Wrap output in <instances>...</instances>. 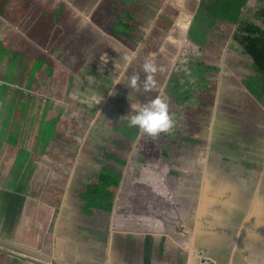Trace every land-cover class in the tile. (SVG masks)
<instances>
[{
  "label": "crops",
  "instance_id": "obj_1",
  "mask_svg": "<svg viewBox=\"0 0 264 264\" xmlns=\"http://www.w3.org/2000/svg\"><path fill=\"white\" fill-rule=\"evenodd\" d=\"M152 1L159 10L153 23H166L171 28V38L175 39L178 32L184 36L182 44L178 38L175 44L170 41L173 48L183 47L184 51L180 50L179 60H174L170 67L163 65L158 95L166 97L169 108L174 109L173 117L180 121L186 113L201 114V110L205 113L206 104L214 103L216 107L219 101L216 100L219 93L208 89L212 78L217 72L226 71L220 60L217 63L209 60L211 50H206L209 39L202 50L188 35L202 2ZM231 1H224L211 27L212 33L220 21L225 22V10ZM122 3L129 15L123 12L115 24L123 30L105 29L100 23L102 15ZM137 7L143 9L142 23L149 22L151 8L147 0H0V241L12 242L18 251L21 248L14 246L27 249L28 258H23L20 264H145L148 237L152 239L150 264H214L213 261L217 263L214 255H220L229 264L234 262L232 255L227 261L223 250L213 249L227 246L228 242L221 241L212 228L203 230L204 223H200V219L208 220L211 215L216 221L223 220L222 209L196 205L191 200L189 206L180 208L177 217L174 216L175 222L166 223L155 211L157 208L150 205L163 198L159 191L153 190L158 187L138 191L143 205L134 208L136 195L133 186L124 185L127 176L123 173L114 188L111 210L86 204L83 194L87 186L99 182L97 173L104 168L118 171L124 161L109 151L112 146L116 149L119 142L112 138L105 139L107 143L103 141L108 137L97 113L101 115L98 112L103 99L101 90L105 85L114 87L111 82H117L127 52L132 55L140 42L146 44L142 42L146 39L143 32L130 30L133 20L129 17ZM65 22L72 24L70 34L82 40L77 51L63 46L59 52V46L54 47L51 41L50 34ZM164 46L166 57L177 51L169 49V44ZM190 46L198 47L201 61L210 69L200 73L205 85L193 89L195 94L179 104L166 86L173 73L187 70ZM244 73L236 69L230 74L236 81L233 95L236 99L242 94L257 97L245 85L254 71ZM208 97H211L209 104ZM126 106L121 107L122 114L128 109ZM122 118L124 131L117 133L120 127L115 123L108 134L125 135L124 139L129 141L127 134H132L134 127L128 125L125 114ZM177 128L191 129L187 124H177ZM88 138H93L92 142H87ZM231 214L234 212L229 216L226 213L225 220L232 218ZM255 234L252 236L257 238V247L251 252L250 261L257 264L260 258L255 259L256 255L264 264V231ZM230 244H236V240L232 239Z\"/></svg>",
  "mask_w": 264,
  "mask_h": 264
},
{
  "label": "rangeland",
  "instance_id": "obj_2",
  "mask_svg": "<svg viewBox=\"0 0 264 264\" xmlns=\"http://www.w3.org/2000/svg\"><path fill=\"white\" fill-rule=\"evenodd\" d=\"M202 1L198 0L200 3ZM256 3L257 0L231 1L225 10L227 12L225 22L220 21L219 27L213 33V29L210 30L208 39L211 43L209 42L206 47V50H211L209 60L215 61V63L220 60L225 65L224 70L226 71L221 74L217 72L210 83V89L219 93L216 98L219 103H215L216 107H214V103L212 106L206 104L203 107V109L207 108L205 113L202 111L201 114L186 113L187 117L185 116V119L181 121L174 118L172 129L155 137L138 132L134 127L133 133L127 134L130 137L127 141L124 139L125 135L117 136L108 134V132L113 130L115 123L120 127L119 131L116 130L117 133L124 131L123 114L126 116L130 112H135L138 107L158 95L161 90L163 65L170 67L174 60H179L180 50L184 51L183 47V49L179 46L173 48L174 45L170 42L172 40L175 44L180 39L178 43L182 44L184 36L178 32L175 34L178 40L171 38V28L166 23L163 24L164 26L153 23L159 10L153 5L152 0H147V4L151 8L148 12L150 16L149 19L145 14L143 16L149 22L142 23L143 9L139 7L134 10L133 16L129 17L130 20H133L130 30L143 32L146 39L143 38L142 42L146 44L144 45L140 42L141 40L137 39L140 43L139 48L133 49L135 53L128 54L127 50L126 62L121 68L119 77H116L117 82L115 83L114 80L111 82H114V87L105 85L106 87L104 86V89L101 90L103 94L100 96L103 99L99 103L98 111L101 115L97 113L100 125L106 128L103 129V132L107 133L105 135L108 137L103 138V141L107 143L105 139L112 138L120 144L116 149L112 146L109 151L124 160L118 166V171L127 176L124 185L130 188L133 186L134 195H136L133 197V207L140 208L143 205L138 191L146 192L148 188L158 187V190H153L159 191L164 200L160 198L161 200H155L150 205L157 208L155 211L162 216L161 218L166 223L175 222L174 216L177 217V213L181 211L180 208L189 206L191 200H195L196 205L222 209L223 220L216 221L211 215L208 220L200 219V223H204L202 224L203 230L212 228L221 236L219 238L221 241L228 242L227 246L218 245L213 249L223 250L226 253L224 257L227 261L232 255L234 258L231 261L234 259V262H230V264H254L253 261H250V256L257 247V238L256 236L253 238L252 235L253 232L255 234L264 231V98L242 94L237 96V99H240L237 101L233 95L236 91V81L230 76L236 69L245 71L244 75L249 74L250 69L245 67L244 63H250L252 58L242 52H233L230 43L233 40L234 31L239 26V18L243 15L244 8L254 6ZM124 6L125 4L122 3L117 9L108 10L107 14L102 15L100 23L105 29L123 30L115 22L123 12L129 15ZM71 27L72 24L65 22L60 27L58 25L50 34L54 47L59 46V52L63 46L65 49L74 51L82 47L81 38H75L70 34ZM164 44H169V49L177 51H174L173 54H166L169 56L166 57L163 55L166 49V46L163 47ZM198 46L202 48L205 45ZM145 60L155 65V72H144L142 65ZM167 60L170 61L166 63ZM133 75L137 78L134 87L129 83ZM147 75L152 76L154 83L145 89ZM211 97L206 100L208 104ZM111 106L114 107L111 108ZM125 106L128 109L122 114L121 107L125 108ZM177 124H187L191 129H178ZM182 136H190L194 140H185L181 138ZM93 138H88L86 141L92 142ZM232 141L239 143L237 149L230 145ZM108 147L109 145L104 148ZM113 166L116 168L115 165ZM230 212H234V214H231L232 218L227 221L225 214L228 213L229 216ZM232 239L236 240V244H230ZM2 243L4 242L0 241V264H20L23 258H28L25 256L28 255L25 247L14 246L21 248L22 251H18L13 248L12 242ZM213 257L217 260V263L213 261L214 264H229V262L221 260L220 255ZM236 257H242L244 260L237 262ZM254 258L261 259L256 255ZM260 259L256 262L257 264H262Z\"/></svg>",
  "mask_w": 264,
  "mask_h": 264
},
{
  "label": "trees",
  "instance_id": "obj_3",
  "mask_svg": "<svg viewBox=\"0 0 264 264\" xmlns=\"http://www.w3.org/2000/svg\"><path fill=\"white\" fill-rule=\"evenodd\" d=\"M225 0H203L198 16L193 20L188 29L189 37L199 45H205L211 27L215 19L222 11ZM121 18V20H123ZM124 22V21H123ZM121 23V21H120ZM231 47L239 52L249 55L252 61L247 67L254 71L245 80V85L258 98H264V0H257L256 5L247 6L240 21L239 26L234 32ZM190 52L187 60V70L183 73H173L169 79L166 89L171 92L172 99L176 103L183 104L189 100L194 93L193 89L205 85V79L200 73L210 69L209 65L201 61L200 50L190 46ZM210 89V88H208ZM198 94V92H197ZM156 96L152 97L155 98ZM189 105V104H185ZM174 109L169 108V111ZM202 111V110H201ZM185 129V128H181ZM182 139L193 140L190 136H182ZM232 147L239 145L232 141ZM99 182L95 185L87 186L83 194L86 204L89 207H101L111 210L113 207L112 197L114 188L121 181L122 173L112 169H103L97 173ZM152 252V239L147 238L145 243V264H150Z\"/></svg>",
  "mask_w": 264,
  "mask_h": 264
},
{
  "label": "clouds",
  "instance_id": "obj_4",
  "mask_svg": "<svg viewBox=\"0 0 264 264\" xmlns=\"http://www.w3.org/2000/svg\"><path fill=\"white\" fill-rule=\"evenodd\" d=\"M145 73H153L156 71L155 65L145 60L142 65ZM137 78L133 75L130 78V85L135 86ZM154 81L151 75L146 76L144 87L149 88ZM127 123L130 127H136L138 132L146 133L149 136H157L162 132H168L174 125L173 114L169 111V105L166 97L157 95L149 100L146 104L137 108L135 112L126 115Z\"/></svg>",
  "mask_w": 264,
  "mask_h": 264
}]
</instances>
